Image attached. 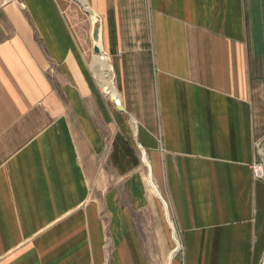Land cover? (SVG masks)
<instances>
[{
	"label": "crops",
	"instance_id": "1",
	"mask_svg": "<svg viewBox=\"0 0 264 264\" xmlns=\"http://www.w3.org/2000/svg\"><path fill=\"white\" fill-rule=\"evenodd\" d=\"M86 1L124 111L68 0H0V264H164L151 179L166 264H264V0Z\"/></svg>",
	"mask_w": 264,
	"mask_h": 264
},
{
	"label": "rangeland",
	"instance_id": "2",
	"mask_svg": "<svg viewBox=\"0 0 264 264\" xmlns=\"http://www.w3.org/2000/svg\"><path fill=\"white\" fill-rule=\"evenodd\" d=\"M68 1H69V4L72 6V11H73L72 12L73 13V15H72V22H73L74 26L76 27V29L79 31V39L82 42L83 47H84V54H85L86 61L88 63V66H89V68H90L93 76L95 77V79H96V81L98 83V80H97V78H96V76L94 74V71L92 70V67H91L92 52H93V39H92V23H90V22H91V19H92V14L85 13L82 10L81 6H79V4H77L73 0H68ZM106 52L110 55L111 60H112V64H113V68H114V73H115L116 86H117V76H118L117 74H118V70L116 68V61H115V58L107 50H106ZM142 53H144V54H142ZM134 56H135V59L137 61L138 60L139 61H142V66H141L142 68H145L147 66V64L145 63V61L147 60L148 56H147V54H145V52H140L139 51V52L133 53V57ZM101 91H102V89H101ZM102 93H104V92L102 91ZM104 95H105V93H104ZM139 152H140V155L143 154L140 149H139ZM144 166L146 167V165H144ZM146 175H147V173H146ZM151 180H150V182H148V185H149V187L152 188L153 195L156 196L157 198H159V200H160L163 213L165 214L166 219H167V222H165V223L167 224V226L169 224L171 226V227L168 226V229H169V232H170V237L171 236H174L173 239L171 238V241L173 240L172 241V244H171L172 246L169 248V252H168V254L166 256V259L164 260V262H165L164 264H166L167 261H168V255H169V253L171 251H173L174 248L176 247L177 240H178V242L181 245L179 247V249H178V251L180 250V252L178 253V251H177V253L175 254L174 257L180 258V256H182V254H183L182 253L183 252V247H182L181 238H180L181 237V232H179V230H178L177 222L175 221V218L173 217V214L171 212L170 204H169L168 200L166 199V197L163 194V196L165 197L166 202L169 204V206H168L169 209L167 211V208H166L163 200L161 199V197L159 195L156 194V192L159 191L158 185L156 184V182L154 180H152V181ZM146 184H147V182H146ZM148 191H149V189H148ZM174 233H175V235H174Z\"/></svg>",
	"mask_w": 264,
	"mask_h": 264
},
{
	"label": "bare ground",
	"instance_id": "3",
	"mask_svg": "<svg viewBox=\"0 0 264 264\" xmlns=\"http://www.w3.org/2000/svg\"><path fill=\"white\" fill-rule=\"evenodd\" d=\"M73 1L76 2L77 4H79V6H81L82 10L85 13H88V14L94 13L86 0H73ZM97 21H98V18L94 15L91 19V22H90V23H92V27H93V24H95V22H97ZM94 44H97L100 46L102 53L96 54L93 51L94 60H93V63L91 65L92 70L94 71V74L98 80V83H99L102 91L106 95L112 96V100H115V102L120 104L119 103L121 101L120 93L118 92V90L116 89V86H115V74H114V68H113L112 60H111L110 55L104 49L102 36L100 37V40L98 42L93 41V45ZM180 246L181 245L177 240L176 252L178 251Z\"/></svg>",
	"mask_w": 264,
	"mask_h": 264
},
{
	"label": "built area",
	"instance_id": "4",
	"mask_svg": "<svg viewBox=\"0 0 264 264\" xmlns=\"http://www.w3.org/2000/svg\"><path fill=\"white\" fill-rule=\"evenodd\" d=\"M3 3L9 2H20V0H3ZM254 148V162L252 164V171L255 179H260L264 181V139L257 140L253 143ZM143 153V151H142ZM180 250L178 251V253Z\"/></svg>",
	"mask_w": 264,
	"mask_h": 264
},
{
	"label": "water",
	"instance_id": "5",
	"mask_svg": "<svg viewBox=\"0 0 264 264\" xmlns=\"http://www.w3.org/2000/svg\"><path fill=\"white\" fill-rule=\"evenodd\" d=\"M94 15L98 18V21L95 22V24H93V27H92V39H93L94 42H98L100 40V37L102 36V40L104 42L102 19L95 12L92 14V17ZM93 51L96 54H101L102 53V50H101L100 46L97 45V44L93 45ZM112 102H113L114 105H116L118 107V109L120 111H124V107L122 106V104H118L117 102H115V100H112Z\"/></svg>",
	"mask_w": 264,
	"mask_h": 264
}]
</instances>
